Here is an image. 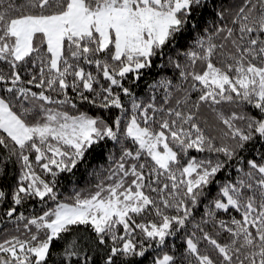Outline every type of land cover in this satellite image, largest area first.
I'll use <instances>...</instances> for the list:
<instances>
[{"label": "snow or ice", "instance_id": "snow-or-ice-1", "mask_svg": "<svg viewBox=\"0 0 264 264\" xmlns=\"http://www.w3.org/2000/svg\"><path fill=\"white\" fill-rule=\"evenodd\" d=\"M0 264H264V0H0Z\"/></svg>", "mask_w": 264, "mask_h": 264}, {"label": "trees", "instance_id": "trees-1", "mask_svg": "<svg viewBox=\"0 0 264 264\" xmlns=\"http://www.w3.org/2000/svg\"><path fill=\"white\" fill-rule=\"evenodd\" d=\"M89 163L91 165V168H96L100 165H104L105 160L102 157H95V158L90 157ZM89 170H91V169H89ZM90 179H91V177H89L85 174L84 167L82 166L77 171V174L74 177H71L70 179L63 180L60 190L62 193H67V192L71 191L73 184L78 185L80 187H84L86 185L87 181ZM176 243L179 244L181 242L179 240H177Z\"/></svg>", "mask_w": 264, "mask_h": 264}]
</instances>
